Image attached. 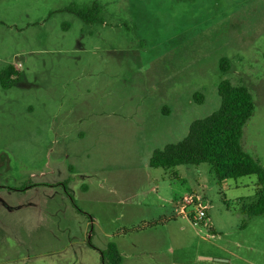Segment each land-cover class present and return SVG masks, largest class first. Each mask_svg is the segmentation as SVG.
<instances>
[{
  "label": "rangeland",
  "instance_id": "obj_1",
  "mask_svg": "<svg viewBox=\"0 0 264 264\" xmlns=\"http://www.w3.org/2000/svg\"><path fill=\"white\" fill-rule=\"evenodd\" d=\"M94 1L101 23L65 10ZM8 65L20 79L0 84V264H109L110 242L119 264H264V213L245 208L256 175L149 166L219 108L229 79L253 96L242 146L264 167V0H0ZM66 179L93 229L62 186L19 190ZM184 195L208 217L179 214Z\"/></svg>",
  "mask_w": 264,
  "mask_h": 264
},
{
  "label": "trees",
  "instance_id": "obj_2",
  "mask_svg": "<svg viewBox=\"0 0 264 264\" xmlns=\"http://www.w3.org/2000/svg\"><path fill=\"white\" fill-rule=\"evenodd\" d=\"M101 8V4L94 1L87 6L71 3L65 10L78 16L84 23L92 24L102 22ZM220 68L222 72L229 69L227 58L220 60ZM19 79V70L14 65H8L0 72V84L4 89L12 88ZM217 91L221 99L219 108L209 116L194 120L190 124L187 136L181 141L155 149L149 159V166L171 169L180 165L209 164L220 181L256 175V200L245 208L249 214L261 215L264 213V167L242 146L244 127L255 111L253 96L246 86L234 85L229 79L221 80ZM193 98L198 103L204 100L201 93H195ZM174 176L178 175L175 173ZM69 181L70 179L56 183H30L23 185L19 190L37 186H62L72 207L78 214L88 216L90 228L93 229V217L77 205L69 191ZM91 240L92 237L87 243L94 248ZM101 255L104 263L106 258L109 264L121 262L120 252L113 242L108 243L106 250L101 251Z\"/></svg>",
  "mask_w": 264,
  "mask_h": 264
},
{
  "label": "built area",
  "instance_id": "obj_3",
  "mask_svg": "<svg viewBox=\"0 0 264 264\" xmlns=\"http://www.w3.org/2000/svg\"><path fill=\"white\" fill-rule=\"evenodd\" d=\"M193 204H196V210L194 214L196 220L203 221L205 218L208 217L207 204H200L199 202H197V199L192 195H185L177 201L178 213L181 215H185L186 209Z\"/></svg>",
  "mask_w": 264,
  "mask_h": 264
},
{
  "label": "crops",
  "instance_id": "obj_4",
  "mask_svg": "<svg viewBox=\"0 0 264 264\" xmlns=\"http://www.w3.org/2000/svg\"><path fill=\"white\" fill-rule=\"evenodd\" d=\"M184 196H185V195H184ZM182 197H183V196L176 198V200H175V204H176L177 201H178L180 198H182ZM204 204H207V203L205 202ZM207 206H208V205H207ZM207 210H208V208H207Z\"/></svg>",
  "mask_w": 264,
  "mask_h": 264
},
{
  "label": "water",
  "instance_id": "obj_5",
  "mask_svg": "<svg viewBox=\"0 0 264 264\" xmlns=\"http://www.w3.org/2000/svg\"><path fill=\"white\" fill-rule=\"evenodd\" d=\"M215 261H217V262H226V260H223V259H215Z\"/></svg>",
  "mask_w": 264,
  "mask_h": 264
}]
</instances>
